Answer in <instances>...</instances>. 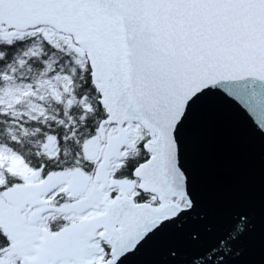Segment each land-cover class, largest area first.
<instances>
[{
  "label": "snow or ice",
  "instance_id": "snow-or-ice-1",
  "mask_svg": "<svg viewBox=\"0 0 264 264\" xmlns=\"http://www.w3.org/2000/svg\"><path fill=\"white\" fill-rule=\"evenodd\" d=\"M264 0H0V264H264Z\"/></svg>",
  "mask_w": 264,
  "mask_h": 264
},
{
  "label": "water",
  "instance_id": "water-1",
  "mask_svg": "<svg viewBox=\"0 0 264 264\" xmlns=\"http://www.w3.org/2000/svg\"><path fill=\"white\" fill-rule=\"evenodd\" d=\"M206 180L216 195L222 198H243L259 208L264 187V162L257 145L236 132H228L211 148L207 158ZM253 249L250 257L261 264V253L256 237L243 242Z\"/></svg>",
  "mask_w": 264,
  "mask_h": 264
}]
</instances>
